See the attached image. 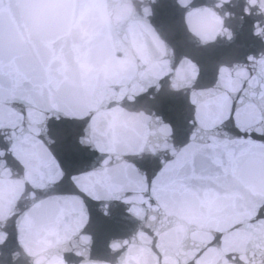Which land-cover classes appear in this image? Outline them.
<instances>
[{
    "label": "snow or ice",
    "instance_id": "snow-or-ice-1",
    "mask_svg": "<svg viewBox=\"0 0 264 264\" xmlns=\"http://www.w3.org/2000/svg\"><path fill=\"white\" fill-rule=\"evenodd\" d=\"M101 2L0 0V123L13 126L14 132L16 127L20 129L8 142L2 138L0 147L11 148L8 163L20 168L12 153L19 152L24 144L38 146L36 134L50 111L67 117L99 113L112 103L143 93L161 78L183 74L194 117L189 141L181 148L166 143L168 158L160 161L161 166L151 175L132 162L118 170L71 177L61 215L55 220L82 230L79 240L87 246L91 238L83 234L85 199H122L131 205L129 211L142 222L148 221L147 229L156 233L158 264L166 257L169 243L164 238L167 228L158 227L156 221L175 224L178 218L180 226L193 227L195 221L194 227H201L207 236L196 253L195 264H243L248 252L255 249L252 238L264 233V58L259 61V71L253 68L242 85V65L218 67L214 82L208 83L200 64L190 56L195 67L189 60L180 59L147 74L102 82L98 78L94 85L73 84L68 72L73 64L115 62L148 28L146 21L133 17L118 30L101 29L87 41L68 39L67 29ZM202 3L193 0L184 11L190 17L198 16L206 11L200 8ZM160 132L167 136V126ZM117 143L111 141L107 149L100 146V150L116 151ZM5 174L0 166V180ZM60 176L55 162L49 161L33 187L56 184ZM257 190L261 194L253 195ZM53 207L50 202L35 206L22 226V240L53 219ZM140 235L143 237L144 232Z\"/></svg>",
    "mask_w": 264,
    "mask_h": 264
},
{
    "label": "clouds",
    "instance_id": "clouds-1",
    "mask_svg": "<svg viewBox=\"0 0 264 264\" xmlns=\"http://www.w3.org/2000/svg\"><path fill=\"white\" fill-rule=\"evenodd\" d=\"M158 2L159 0H119L115 6L109 7L102 0L93 10L83 14L76 24L70 26L65 33L68 39L87 41L101 29L118 30L133 17L143 19L148 25V28L126 47L115 62L109 59L102 64H73L68 69L73 84L82 85L88 82L94 85L98 82V78L102 82L114 81L134 73L147 74L158 70L165 63L175 62V46L150 22V17L154 15V6ZM174 3L182 12V27L185 34L199 47H207L215 43L218 38L231 40L234 33L228 22L237 19L242 22L245 17L258 18L252 24V35L264 40V0H205L200 8L206 11L194 17H190L189 13L184 11L193 0H174ZM261 58H264V50L258 55H249L247 63L231 64L230 67L233 68L243 66L245 75L240 81L241 85L252 75L253 68L259 71ZM181 60H189L190 64L196 66L188 56H183ZM218 67L229 66L221 64ZM162 81L165 79L161 78L149 87L154 88L155 91L143 102H138L137 98L147 93L149 88L143 93L112 103L99 113L67 117L62 112L53 110L48 113L47 121L52 118L59 121L63 117L82 125L75 137L76 144L80 148L95 150L103 157L98 166L86 172L118 170L122 164L132 163L134 158L143 159L145 156L159 157L163 162L164 145L166 143L173 145V128L157 115L156 107L149 101H156L157 94L160 93H182L187 94L191 104V94L187 90L189 86L185 84L183 74L179 78L171 75L164 83ZM164 125L168 128L167 136L160 132V128ZM24 126H27L26 123ZM19 131V127H16L14 132L13 126L0 123V138H3V142H8ZM49 132L46 122L36 134L38 146L24 144L19 152L12 153L13 158L19 162L20 168H13L6 159L7 152L11 151V148L0 147V153L5 154L0 156V166L6 173L0 180V264H68L65 259L68 253L83 257L80 264H85L86 261L87 264H158L157 255L153 251L157 236L155 232L147 229L148 221H143L144 227L138 228L128 238L112 240L109 243L110 259L93 260L88 258V245L80 243L82 230L55 220L56 216L61 215L60 208L68 194L50 191L54 185L60 183V180L65 179L66 172L54 154L53 146L57 144V138ZM111 141H118L116 151L102 152L100 146L107 149ZM49 161L55 162L61 173L60 178L56 184L34 188L33 181L38 179ZM86 172L70 175L68 179L70 181L71 177ZM252 194L261 193L257 190ZM42 202H50L54 205L51 213L53 219L46 221L45 226L39 231L22 240L21 230L26 218L30 217L35 206ZM88 222L87 213L84 227ZM156 224L158 227L167 228L164 238H167L169 243V251L160 264H195L196 253L207 239L201 227H191L189 224L180 226V218L175 224L172 221L161 224L159 220ZM169 224L172 226L168 227ZM141 232H144L143 237L140 235ZM13 233L16 236V246L5 251L4 248ZM252 240L255 242V249L248 252L243 264H264V233L259 237H253ZM114 244H119V247L114 248ZM78 251H85L86 254L77 255Z\"/></svg>",
    "mask_w": 264,
    "mask_h": 264
}]
</instances>
